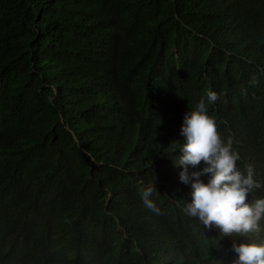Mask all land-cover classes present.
<instances>
[{"label": "trees", "instance_id": "trees-1", "mask_svg": "<svg viewBox=\"0 0 264 264\" xmlns=\"http://www.w3.org/2000/svg\"><path fill=\"white\" fill-rule=\"evenodd\" d=\"M263 2L0 0V264H190L175 238L207 234L174 222L155 170L171 114L208 87L232 129L264 131L244 14Z\"/></svg>", "mask_w": 264, "mask_h": 264}, {"label": "clouds", "instance_id": "clouds-1", "mask_svg": "<svg viewBox=\"0 0 264 264\" xmlns=\"http://www.w3.org/2000/svg\"><path fill=\"white\" fill-rule=\"evenodd\" d=\"M244 14L262 40L252 54L264 62V2L257 11L245 7ZM247 63L263 75L259 63ZM222 96L208 87L171 114L163 142L165 159L155 170L162 176L156 184L165 186L162 195L174 206V222L191 231L198 224L207 234L198 242L176 237L178 256L190 264H264V131L250 136L232 129L216 111ZM146 187L142 200L147 213L163 219L150 199H155L154 188ZM144 224L159 225L154 218H145ZM87 241L82 235L73 247Z\"/></svg>", "mask_w": 264, "mask_h": 264}]
</instances>
